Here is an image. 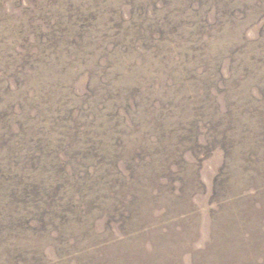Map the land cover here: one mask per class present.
Returning a JSON list of instances; mask_svg holds the SVG:
<instances>
[{
	"label": "rangeland",
	"instance_id": "obj_1",
	"mask_svg": "<svg viewBox=\"0 0 264 264\" xmlns=\"http://www.w3.org/2000/svg\"><path fill=\"white\" fill-rule=\"evenodd\" d=\"M0 264H264V0H0Z\"/></svg>",
	"mask_w": 264,
	"mask_h": 264
}]
</instances>
